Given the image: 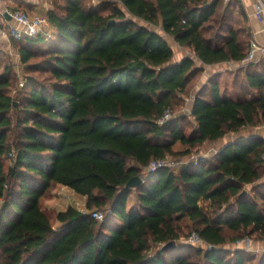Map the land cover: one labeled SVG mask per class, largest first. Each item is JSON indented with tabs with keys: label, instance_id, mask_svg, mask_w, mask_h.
Segmentation results:
<instances>
[{
	"label": "trees",
	"instance_id": "obj_1",
	"mask_svg": "<svg viewBox=\"0 0 264 264\" xmlns=\"http://www.w3.org/2000/svg\"><path fill=\"white\" fill-rule=\"evenodd\" d=\"M221 1L65 0L47 13L48 35L15 41L25 65L49 73L44 83L28 77L18 106L0 50V264H197L189 244L150 253L179 240L186 222L211 245L197 248L209 264L254 258L226 245L264 240V137L235 140L178 170L145 171L153 158L186 155L264 123V59L239 71L235 95L213 75L196 96L190 132L184 117L156 122L203 69L196 58L215 64L247 55L240 0H232L240 27L228 22L229 11L223 23L215 19ZM138 20L160 23L195 58L174 62L169 40ZM40 53L47 57L31 64ZM137 175L144 182L128 188ZM58 184L83 197L86 211L58 210L55 228L42 204ZM97 210L106 212L101 221Z\"/></svg>",
	"mask_w": 264,
	"mask_h": 264
},
{
	"label": "rangeland",
	"instance_id": "obj_2",
	"mask_svg": "<svg viewBox=\"0 0 264 264\" xmlns=\"http://www.w3.org/2000/svg\"><path fill=\"white\" fill-rule=\"evenodd\" d=\"M53 3V8H55L57 11H61V8L64 6L65 4V0H51ZM208 1H213V0H208ZM86 2L89 5H98L100 4L101 0H86ZM233 4L232 0H222L221 4L219 6L218 12L216 14V20L217 21H221V23H223V18L224 16H226V11H229V13L231 14V17L228 18V22H230L232 24V26H237L240 27L241 25V19H240V15L238 14V12H233L234 10H238V8ZM229 9V10H228ZM233 9V10H232ZM105 13L109 12V9H105L104 10ZM131 16V15H129ZM140 23L142 24H146L147 26H149L151 29H154L158 32H160L162 35L165 36V38H168L169 42L171 43V45L173 46L174 50H175V54L173 57V61H175L176 59L179 58V54L177 49L180 47H177L175 45V40L173 37L167 35L165 32H163L162 27L159 24L157 25H153L150 23H146L142 20H138ZM217 30V29H216ZM50 29H49V33H50ZM12 44L13 46H5L0 42V50H1V60L3 62V66L8 65L10 66L13 70V85L11 88V93L14 96V98L16 99V105H19V101L22 100V98L28 93V83H27V79L28 77H33V78H37L36 80L44 83V82H48L49 80V73L47 72H39L35 67L30 66L28 67L27 65H25L22 60H21V55L18 51L17 46L15 45V41L12 40ZM45 45V44H44ZM45 48V47H44ZM180 50L182 52H184L187 56H192L195 58V53L187 48V47H181ZM177 51V52H176ZM43 53V52H42ZM47 57V55L45 54H39L38 56H36L35 58L30 60L31 64H38L40 62L43 61V59H45ZM196 61L197 58H196ZM199 62V61H198ZM248 64H245L243 67H246ZM242 67H239L238 71L241 70ZM3 70V68H2ZM1 70V71H2ZM204 69L200 70L201 72H199L200 74L203 72ZM197 74L193 80L190 82L187 92L184 94L186 97H178L174 102V105L172 106L171 110L173 112V118H177V117H184V121L183 124H185L186 126V131L190 132L192 129V126H194L195 124V119L194 117L191 115V105H190V101H188V97H191L194 94V91L196 90V87L199 83V78H200V74ZM220 80L222 78H219ZM230 80V77L229 79ZM14 119L16 120V116H17V112L16 110L13 111L12 113ZM193 155L194 156H204L205 158H211L214 154H204L201 150V148L198 149H193L189 154L186 155H172L173 159H182L184 162V164L190 163L191 161H193ZM11 163H13V161L11 160H6V166L8 167L9 165H11ZM175 170H178L179 168H173ZM252 186L249 185L248 189H250ZM84 198L77 195L74 190H72L69 187L63 186V185H56L53 190L51 191V193H49L46 198L43 200V204L42 206L47 209V211L51 214V217L53 219V225L55 228H58L61 224L60 222L57 220L56 215L58 210L61 209H65L70 205H73L75 207H78L84 211H86L85 208V202H84ZM1 201V200H0ZM185 226H187L184 229V233L182 235V237L179 240H175L176 241V246L179 244H189V245H193L192 248H188L186 252H190L193 253V259L197 262V264H209L203 254H197V248L201 247L199 245H196L194 243H192L190 241V237L192 235V232L195 231L196 229L191 226L188 222L184 223ZM190 225V226H189ZM248 239H250V242H248ZM255 240L252 237H246L240 241H237L235 243H228L226 245V248L230 249L231 252H233L235 249L237 248H243V246L245 247L246 251L249 254H254V258L250 259L247 264H259V254H261L262 251L264 250H257L255 248L252 247L251 243L252 241ZM169 243V242H167ZM165 243V244H167ZM165 244H153L152 249H151V254H154L157 250H159L161 247L165 246ZM241 245H243L241 247ZM205 249H207V247H205Z\"/></svg>",
	"mask_w": 264,
	"mask_h": 264
},
{
	"label": "crops",
	"instance_id": "obj_3",
	"mask_svg": "<svg viewBox=\"0 0 264 264\" xmlns=\"http://www.w3.org/2000/svg\"><path fill=\"white\" fill-rule=\"evenodd\" d=\"M52 5L53 3L51 0H0V42L5 46H13L12 40L4 32L6 23L9 20V18L6 17L5 14H3L6 9H24L32 14H45L53 8ZM240 5L242 7L243 13L246 16L247 26L250 32L251 40L255 39L258 42L264 44V20L258 19L255 15L256 0H240ZM175 45L180 48L182 47L178 43H175ZM180 48L177 49L179 58L176 59L174 62H178L187 56L184 52L180 50ZM198 61H196L197 65L199 67H202L204 70L200 74V81L196 87V90L194 91V94L191 97L187 98L188 101H190L191 109L194 105L198 92L208 83V81L213 75L217 77L222 87L223 93L229 96L235 95V78L239 73V67H242L240 73L241 76H244L245 67L243 66L245 64H243L241 61L234 60L223 61L215 64H205L200 60ZM229 77L230 80H228ZM219 78L222 79L220 80ZM182 96L186 97L184 94H182ZM251 136L264 137V123L253 127L243 128L238 132L227 133L224 137L218 140L206 142L200 148L204 154H215L228 143ZM251 245L257 250H264V240H253ZM242 246L243 245H241V247ZM243 248L245 247L243 246Z\"/></svg>",
	"mask_w": 264,
	"mask_h": 264
},
{
	"label": "built area",
	"instance_id": "obj_4",
	"mask_svg": "<svg viewBox=\"0 0 264 264\" xmlns=\"http://www.w3.org/2000/svg\"><path fill=\"white\" fill-rule=\"evenodd\" d=\"M3 14L9 18L4 32L13 41H21L27 38L49 34L51 22L47 13L32 14L24 9H6ZM255 15L258 19L264 20V0H256ZM262 59H264V44L252 39L247 55L241 60V62L243 64H249L251 62H258ZM172 119L173 112L171 108H168L156 122L159 125H164ZM204 158V156L193 155V161L190 163H198ZM183 162L184 161L181 158L176 160L173 159L172 155L153 158L145 167V171L147 173H153L165 167L181 168L185 165ZM92 216L101 221L105 218L106 212L104 210H97L92 213ZM190 241L199 246L211 247V245L208 244L197 231L192 232ZM248 242H250V239H248Z\"/></svg>",
	"mask_w": 264,
	"mask_h": 264
},
{
	"label": "water",
	"instance_id": "obj_5",
	"mask_svg": "<svg viewBox=\"0 0 264 264\" xmlns=\"http://www.w3.org/2000/svg\"><path fill=\"white\" fill-rule=\"evenodd\" d=\"M111 23H116V19H112L110 21ZM144 182V179L141 175H137L134 176L133 178L130 179V181L127 183V187L128 188H136L137 186H139L140 184H142ZM176 246V241H170L169 243L165 244L164 248H169V247H173Z\"/></svg>",
	"mask_w": 264,
	"mask_h": 264
}]
</instances>
